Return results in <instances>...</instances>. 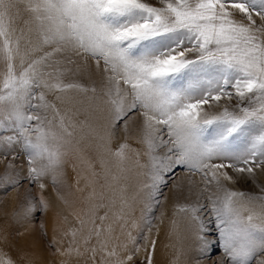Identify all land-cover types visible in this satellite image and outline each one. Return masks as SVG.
Returning <instances> with one entry per match:
<instances>
[{
    "label": "snow or ice",
    "instance_id": "1",
    "mask_svg": "<svg viewBox=\"0 0 264 264\" xmlns=\"http://www.w3.org/2000/svg\"><path fill=\"white\" fill-rule=\"evenodd\" d=\"M85 128L116 184L135 170L142 224L122 197L115 235L93 190L54 254L155 264L170 219L191 264H264V0H0V193L18 200L0 264H34L9 236H47Z\"/></svg>",
    "mask_w": 264,
    "mask_h": 264
},
{
    "label": "bare ground",
    "instance_id": "2",
    "mask_svg": "<svg viewBox=\"0 0 264 264\" xmlns=\"http://www.w3.org/2000/svg\"><path fill=\"white\" fill-rule=\"evenodd\" d=\"M85 118L86 117L84 115H81L80 119L85 120ZM88 137H90L91 140L93 139V136L89 134L88 129L78 132L75 140L79 144L76 141H74V145L75 144L76 145H75V147H73V149H74V151L72 150L73 154L71 155V157H69L70 156L69 155L68 156L69 158H65L64 162H63L65 165H66V163H68V164H67V174L64 178L62 177L63 179L61 181V189L64 192V194L66 195V198L68 200V204H65V203H62L61 201H58L56 199L55 195L52 194V196H51L52 204L50 206V209L47 213L44 214L43 220H41L45 224V230L47 232L48 241L50 242L53 239H55L57 241V243L53 247V251H49L46 243H43V244L41 243V241L38 239L39 231L35 227H32V231L30 233L26 234L24 237H18V239H16V238H14L15 233H12V235H13L12 237L9 236V240L12 241L16 245L17 248L22 250L21 256L23 257L26 254L27 258L34 261V264H62V261H63V264H84L83 258L78 259L74 255L71 257H61L58 254H54V250H55V247L66 248L72 242V237H71L70 233L73 229L79 228V224L77 223L73 213L82 210L84 208V204H88L85 202V197H87L91 193L90 191H88V189L93 191L94 189H97L96 187L98 186L99 180L97 181V180H95L89 176L88 177L85 176V178H83V176H82V174L86 171V169L91 168V163L89 161L87 162L88 159L86 160V158L84 157L86 154H88L89 151H90V154H92L91 149L87 145L88 144V142H87ZM84 144H85V146H84ZM97 149L99 150V148H97ZM92 151H93V149H92ZM94 153H95V150H94ZM103 155H104V153H103ZM103 155H101V156H103ZM93 160H94V158H93ZM94 163H96V162H94ZM101 166H102V164H101ZM101 168H103V167H101ZM108 177H109V175H108ZM127 185L128 184H126V186ZM81 188H85V190L84 191H78V189H81ZM99 188H100V186H99ZM102 195H103V193H102ZM108 202L109 201L107 200L106 203H108ZM97 205H98V203H97ZM8 206H11V204L9 203V199L3 201V203L0 204V212H1V214H0V235L6 234L7 232H10L11 228H12V226H9V225L4 227L5 223H8L9 221H11V216H12V214H11L12 211H10L9 213L6 212V208ZM65 217H67V219H65ZM107 220H108V218H107ZM110 220H112V219H110ZM108 222H109V220H108ZM113 222H115V221H113ZM90 227H91V224H88L85 226L84 231H83V235H87V230ZM119 230H120V227H117L114 230L115 235H118ZM65 233H69V234L65 235ZM92 242L95 243V239H93ZM77 243H81V239H80L79 235L77 237ZM47 244H49V243L47 242ZM171 253H175L176 255L172 254V256H169L167 254H161L157 260L155 259V264H180L179 259L181 258V256L177 255L178 252H176L174 250ZM181 254H182V258H183V252Z\"/></svg>",
    "mask_w": 264,
    "mask_h": 264
},
{
    "label": "rangeland",
    "instance_id": "3",
    "mask_svg": "<svg viewBox=\"0 0 264 264\" xmlns=\"http://www.w3.org/2000/svg\"><path fill=\"white\" fill-rule=\"evenodd\" d=\"M80 118H81V116L78 117V119H80ZM93 124L95 126L97 124V122L93 121ZM86 129L87 128H85L84 130H86ZM78 132H80V131L78 130ZM87 142H88L87 145L91 149V153L92 154H90V151H89L88 152L89 155L86 154L84 157L86 158V160L88 159L87 162L89 161L91 163V168L90 169H86V171H85L86 173L84 172L82 174V176H83V178H85V176L86 177L89 176V177H92L93 179H95L97 181L99 180L98 181V186L96 187L97 189H94L95 193H96V197L91 202L93 204H97L98 203V205H100V208L98 207L97 210H96L97 211V215L98 216H103V214L104 215L107 214V218H108L109 222L106 219L104 221L105 226L111 224L113 226L114 230L117 227H120V222L115 219V216H116V214L119 213V210H120V207H121V198L123 197V198H126L130 204H132V209H131V211L129 213L131 219H134L137 224H142V220H141V215H142L141 214L142 197L140 195H138V189H139L140 185H139V181H138V178L136 176L135 170L133 169L132 171H129L126 174L127 175V179L122 180L120 182V184H116L111 179L110 175H109V177H108V175H105L104 169L101 168L102 167L101 166V159L103 157L101 155H103V150H101V148L99 147V144H98L99 141L93 136L92 140H91L90 137H88ZM75 145H74V147H75ZM84 146H85V144H84ZM97 148H99V150ZM92 149H93V151H92ZM94 150H95V153H94ZM73 151H74V149H73ZM73 151H70L66 158L71 157V155L73 154ZM93 158H94V160H93ZM94 162H96V163H94ZM67 164L68 163H66V165H65L63 163L64 166H62V169H61V171L63 172V176H62L63 178L67 174ZM2 170H3V165L0 164V171H2ZM94 173L97 174V175L94 176L93 175ZM62 177H61V181L63 179ZM126 184H128V185L126 186ZM99 186H100V188H99ZM122 187L126 188V191L121 192V190H119V189H121ZM81 189L85 190V188H81ZM88 191L92 192V190H90V189H88ZM102 193H103V195H102ZM52 194H54V193H52L51 189H49L50 200H51ZM134 197L136 198V202H133V198ZM8 199H9V203L11 204V206H8L6 208V212L9 213L10 211H12L11 212V214H12L13 211L16 209L17 203H18V200H17L15 192L9 191L8 193H0V204L3 203V201L8 200ZM106 199L109 201L108 203H106L107 202ZM51 204H52V202H51ZM89 206H90L89 204H84L83 210H87V208ZM0 214H1V212H0ZM43 217H44V214L40 215L38 217V220L39 221L43 220ZM110 219H112V220H110ZM113 221H115V222H113ZM96 222L99 223V220H97ZM7 225L12 226V221H9L8 223H5L4 227L7 226ZM33 227L38 229V231H39L38 239L41 241V243L42 244L46 243V245L48 246V244H47V242L49 243L48 238H47V236H44L43 233L39 230V223H36ZM161 228H162V231H161V233L159 235L158 244H157V248H156L155 259L157 260L158 257H160L161 254H167L169 256H172V254H175V253H171V252H173L175 250L176 252H178L177 255L181 256V258L179 259L180 260V262H179L180 264H191L190 241L188 239L187 233L184 231V226L180 225L175 232H172L170 230V219H169V220L165 221V224L162 225ZM125 231H131L133 236H135L137 231H138V229L137 228H133V227H129L128 229H125ZM144 232H145V234H147V229L146 228L144 229ZM119 235H121V228L118 231V236ZM12 236L13 235H11V237ZM152 236H153V238H155V236H156L155 232H153ZM16 239H18V237H16ZM121 241L127 242L123 236H121ZM48 249H49V251H53V248L50 249L48 247ZM182 252H183V258H182V254H181Z\"/></svg>",
    "mask_w": 264,
    "mask_h": 264
}]
</instances>
